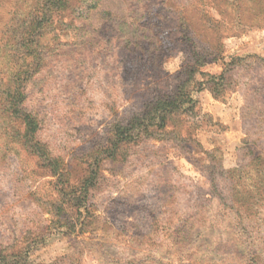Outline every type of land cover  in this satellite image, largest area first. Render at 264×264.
Returning <instances> with one entry per match:
<instances>
[{
	"label": "rangeland",
	"instance_id": "rangeland-1",
	"mask_svg": "<svg viewBox=\"0 0 264 264\" xmlns=\"http://www.w3.org/2000/svg\"><path fill=\"white\" fill-rule=\"evenodd\" d=\"M217 3L244 28L205 27L208 0H164L178 29L161 48L127 0L33 29L29 0H0V264H264V5ZM174 97L165 130L136 140Z\"/></svg>",
	"mask_w": 264,
	"mask_h": 264
},
{
	"label": "trees",
	"instance_id": "trees-1",
	"mask_svg": "<svg viewBox=\"0 0 264 264\" xmlns=\"http://www.w3.org/2000/svg\"><path fill=\"white\" fill-rule=\"evenodd\" d=\"M30 1V8H31V12L29 13V16H28V21L30 22L29 25H30V28H32V24L33 22L37 23V22H43V21H47V22H50L51 19H55V20H58V22H61L63 23L62 21V16L64 13V11L66 9H69V10H72V9H75L76 11H79L80 13H83V10L85 8H87L85 5H86V0H29ZM203 1V0H201ZM227 1V0H225ZM256 3V6H259L258 4H263L264 5V0H252ZM91 2H94V0H91ZM129 6L131 7H137L139 5H142V10L144 9L145 13L144 15H142V18L144 19H150V21H152L151 25H153L151 28L153 29L152 32L149 31V34L157 40H158V43L161 45V48L164 46L163 44V40L162 39H166L167 40V36L168 35H171L173 30L176 31L178 28L177 27H173V25H169L170 27H164L162 28L163 24H165L166 22L168 23V21H165L164 20L167 18V17H162V16H159V13H161L163 11V2L164 0H127ZM208 3L211 7V9L213 10L215 16L212 17L210 15V11L207 10V11H204L203 12V16L204 18L206 19V22L203 23V25H207V27H210V23H213L215 19H217L223 26V27H226L229 28L230 30L233 29V27H236V28H244L245 24L244 23H241L243 22V19L242 17H245L247 19H250L251 15H248L246 14L245 11H240V10H237V6L233 3H226L227 4V8L226 9H221V7H219L218 3H217V0H208ZM95 6V4H93V7ZM256 8V9H255ZM253 7V8H250V9H253V10H258L259 7ZM248 15V16H246ZM82 17V16H81ZM190 16H186L184 17L185 20H188V22H190L192 20L193 17L189 18ZM214 20H213V19ZM24 20H27V19H24ZM71 21H73L72 19H70ZM159 22H163V23H159ZM166 23V24H167ZM207 23V24H206ZM143 25V24H142ZM189 25H193V23L189 24ZM219 26V25H218ZM219 26V27H221ZM183 30H188V33L186 35V33H180L181 35V38L184 39L185 38V41H189L192 39V37L190 36V33L193 32V29L192 28H188V26H181L179 27ZM251 28V27H249ZM33 29V28H32ZM163 29H169L170 31H167V30H163ZM209 31V33H207L206 31ZM172 31V32H171ZM206 35L210 36V37H214V30L213 28H209V29H206ZM166 33V37L165 38H161L160 35L163 36V33ZM30 34V33H29ZM216 38V36H215ZM147 40V39H145ZM200 58H202V54H199ZM148 59V58H147ZM196 64L198 67H202V62L199 61H195ZM198 62V64H197ZM218 79H221V76L217 77ZM252 82L254 84H258V80H256L255 78L252 79ZM244 90V89H241V91ZM208 91L210 93V95L212 96L213 99L215 100H219L218 98H216L217 96L214 95V92L212 89H209L208 88ZM246 92L248 93H253L252 95H256L260 92H262L260 90V88H247L246 89ZM245 91H242V97L244 98L245 97ZM188 95V94H186ZM190 97V95H189ZM187 96V98L185 97L184 98V101H188L189 103H192L193 100L191 98H189ZM182 101H180V99L178 98H172V99H159L157 100V102L155 103H152V107H151V110H149L150 112L148 113V115H150L151 119L148 118V116H146L147 118V122H146V127H144L140 132L137 131L136 135H135V139L138 140V139H141L143 137V134L145 136H147L148 134V128H155L156 130H161V132L163 130H165L166 126H167V123L171 120V116L175 117L174 115L176 113H174L173 111V104H179L181 103ZM150 105V106H151ZM188 110V109H186ZM185 110V111H186ZM172 117V118H173ZM170 119V120H169ZM169 120V121H168ZM145 123H143V126H144ZM116 131H113L114 135H115V139H117L118 142H125V141H128V134H129V128L126 127H119V128H116L114 129ZM152 135H148L147 137H145V139H150ZM159 140V139H158ZM249 140V139H248ZM115 145L116 143L113 142V144L111 143L110 144V149L113 150L115 148ZM202 153V155H205L206 157H210L208 154L206 153H203L202 151H200ZM212 154V152H210ZM254 157V161L256 163H258V165H263L264 166V155L263 156H259V155H253Z\"/></svg>",
	"mask_w": 264,
	"mask_h": 264
},
{
	"label": "crops",
	"instance_id": "crops-1",
	"mask_svg": "<svg viewBox=\"0 0 264 264\" xmlns=\"http://www.w3.org/2000/svg\"><path fill=\"white\" fill-rule=\"evenodd\" d=\"M209 97H210V100H211V103H212V105H210L209 107L213 111V113L207 112V111L206 112L208 114H211L214 118L218 119L220 122L224 121V120H227L229 115L227 113H225V112L222 113L221 111L223 109L220 108V106H224V105L216 102V100H214L210 95H209ZM225 110H227V109H225Z\"/></svg>",
	"mask_w": 264,
	"mask_h": 264
}]
</instances>
